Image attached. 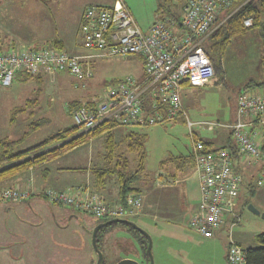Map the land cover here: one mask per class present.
<instances>
[{"label": "rangeland", "instance_id": "rangeland-1", "mask_svg": "<svg viewBox=\"0 0 264 264\" xmlns=\"http://www.w3.org/2000/svg\"><path fill=\"white\" fill-rule=\"evenodd\" d=\"M113 1L0 0V52L20 49L37 50L42 47H50L53 41H67L70 38H76L75 45L71 46L72 44H70L72 50L69 48H64V50L66 49L70 54L87 53L78 46L80 38L77 29L80 24V12L86 5H108ZM122 1L127 5L136 24L143 31L155 21L159 6H161L159 9L171 10L174 12V16L180 17L179 10L184 4V0ZM162 10L160 12L164 15L158 16L164 19L172 32L176 33L180 28L179 25L173 21L172 15L163 13ZM260 42L257 29H250L244 37L232 39L221 60V71L215 73L205 86L183 91L184 109L186 107L185 111L187 110V115L192 121L198 122L194 128H199L196 130L200 138L216 136L214 143L218 145L217 136L228 133L226 127L230 128L235 120L237 96L242 92L255 90L253 87L247 89L249 85L264 82V76L260 73ZM141 65V61L137 58L103 57L89 60L87 67L92 74L90 78L80 79L61 72L53 77L40 75L39 78L34 76L25 81L20 73L17 74L10 87L0 86V140L18 142L15 151L27 150L43 140L73 127L74 123L69 112L71 103L97 99L107 86L117 80L127 76L136 78L135 76L141 70ZM261 88L259 93L264 92V87ZM29 100L36 101L43 108V112L30 118L28 113L35 110V108H31L28 113L19 116L11 125L12 112L24 107ZM34 121L41 123V126L30 134L24 135L28 124ZM145 132L150 137L147 143L148 158L145 175L142 179L144 182L142 189L151 185L146 181L149 175L147 169L150 171L154 169V160L156 159L150 152L153 150L155 142L151 138L153 134L160 136H157V139L162 143L163 148L168 149L172 143H185L186 140L190 143L191 148L190 138L184 128L171 131L164 126H152L145 129ZM263 144V141L259 143L260 157L257 160H245L248 162L244 164L248 174L245 184L247 186L239 195L237 208L241 213L239 222L232 230L229 231L230 223H227L226 227L222 226L224 229L220 228L221 230L215 232L212 237L205 238L191 229L187 225V221L183 220L184 225L178 221H172L176 215H166L164 212L158 213L154 210L145 212V214L143 212L145 197L142 196L141 212L126 219L136 226V230H132L127 224L114 223L99 233L97 248L104 256L103 264H113L123 256L131 257L142 264H149L150 258L149 255H146L145 250L148 237L152 244L153 264H228L225 257L229 233H231L233 241L244 249L249 248L250 244L254 245L253 239L249 243L244 240L236 242L235 236L246 234L250 240L252 232H259L254 227V223L255 219L261 218L259 216L254 218L247 210V206L250 204L256 208L258 204L256 197L259 191H264V152L260 150ZM117 148L118 151L125 152L122 139H117ZM105 152V139L103 136H97L91 141L63 153L59 160L50 162V167L69 168L71 171L66 172L68 173L66 176L74 177L73 180L76 183L85 182L88 180L86 177L91 178L89 173L92 170L103 166ZM30 170L32 169L24 172ZM24 172L16 174L11 179L15 178L20 182V175ZM29 176L31 177V174ZM258 180L261 181V185L257 184ZM110 181L108 187L116 192V182ZM10 183L9 180L0 183V245L15 241L24 242L23 250L26 251V256L33 257L32 261L30 260L31 264H86L89 244L92 246L94 227L112 219L104 221L83 212L70 208L65 209L61 205L47 203L40 196L30 199L32 203L40 199L39 202L44 207L43 211L37 215L30 211L31 206L27 205L29 200L12 201L2 197V192L6 189H24L17 182L14 186H11ZM162 184L165 185L163 187H167L166 184ZM83 186L86 187V185ZM140 194H142L141 191ZM157 196H161L160 193L153 197ZM162 197L165 198V194ZM19 204L23 207L20 210V216L30 221L27 224L34 227L21 224V229L17 228L16 225H20V222L15 218L12 209ZM113 204H117V201ZM32 207L39 211L34 206ZM24 209L30 211L31 214H26ZM53 214H55L58 225L54 224ZM191 214L193 212H189L187 217H190ZM72 215L75 218L68 221ZM166 217H169L171 222L162 219ZM41 222L43 227L36 229L35 226L40 225ZM11 231L14 232L13 235L8 234ZM17 231L21 233H15ZM72 240L73 242H71ZM67 242L71 243L67 244ZM64 246L67 249H62ZM96 260L97 254L94 264H96Z\"/></svg>", "mask_w": 264, "mask_h": 264}, {"label": "built area", "instance_id": "built-area-1", "mask_svg": "<svg viewBox=\"0 0 264 264\" xmlns=\"http://www.w3.org/2000/svg\"><path fill=\"white\" fill-rule=\"evenodd\" d=\"M237 0H184L179 29L172 32L157 15L145 30L136 24L122 0L110 5H88L81 13L78 35L87 53L70 54L52 47L0 52V86L8 88L19 73L53 75L66 72L77 78H90L87 67L94 58H137L140 78L127 76L110 84L97 99L69 110L77 133L93 132L104 124L128 130L166 126L184 122L191 142V157L198 175L201 201L188 219V226L205 238L212 237L228 217L239 222L235 213L243 176L234 169L240 157L257 160L259 143L264 142V92H242L237 96L235 120L230 126L234 147L223 146L207 153L182 102L183 89L201 88L215 75L204 49L206 39L238 8ZM230 12L226 13L227 10ZM243 26L250 28L252 19ZM258 185L261 181L258 180ZM32 187L6 189L4 199L25 201L36 194ZM43 195L53 204L102 219H128L138 215L142 195H129L124 203L109 205L89 187L46 189ZM30 194V195H29ZM228 264H245L244 250L228 237Z\"/></svg>", "mask_w": 264, "mask_h": 264}, {"label": "trees", "instance_id": "trees-1", "mask_svg": "<svg viewBox=\"0 0 264 264\" xmlns=\"http://www.w3.org/2000/svg\"><path fill=\"white\" fill-rule=\"evenodd\" d=\"M243 2H245V4L238 8L206 39L204 49L213 65L215 73L220 72V63L230 41L234 38L244 37L250 29H257L261 39L260 73L264 76V0H237L231 9H235ZM160 7L161 6H159V8ZM159 8L157 15H164L160 12L162 9ZM231 9L227 10L226 13L230 12ZM162 12L172 15V18L174 19L173 21L179 25L180 17L174 16V12L171 10H162ZM245 18L252 19V26L250 28H245L243 26V20ZM50 47L62 49V43L55 41ZM22 75L25 81L34 77L33 75ZM35 77L39 78L40 76L35 75ZM250 87L260 89L261 87H264V82H259L257 85H249L247 89ZM86 102L71 103L69 105V110L76 109L82 106V103ZM35 103L36 101L29 100L26 102L24 107L14 110L10 118V124L13 125L19 116L28 113V111L34 107ZM34 116V112L29 114L30 118ZM40 126L41 123H37L35 121L30 122L24 135L30 134L31 132L37 130ZM114 128L115 126L113 124L107 123L93 132L78 134L77 128L73 126L43 140L41 143L27 150L21 151H15L18 142L2 139L0 140V183L10 180L20 172L40 167L48 162H51L63 153L72 150L87 141H91L97 136H103L106 147V152L103 156L104 164L102 167L92 170V186L96 190H102L106 187L108 182H111L110 180H114L117 186V201L124 203L129 195H140L141 188L144 185L142 179L146 170L145 144L147 142V136L140 133H127L123 140L125 152H121L118 151L117 148V138L114 133ZM202 142L207 153L215 152L217 150L212 149V145L209 142L204 140H202ZM225 146L228 148L230 147V149L234 147L231 137H229ZM260 150L261 152H264V144L261 146ZM171 159L174 160V158H170L163 163H166ZM190 160L192 161L191 157ZM163 163L161 164L163 165ZM42 193V191H39L36 194H31V196L25 201H28L32 197L40 196L51 203ZM235 213L237 214V211ZM102 220L105 221L107 219ZM114 223L116 222H113L110 225ZM107 226H103L97 231L96 244L98 242L97 238L99 233L104 231ZM128 226L132 228V230H136L135 227L130 225ZM253 243L254 247L247 249L243 248L245 264H264V232L255 235L253 237ZM145 247L147 255V245H145ZM227 251L228 245L226 249V256Z\"/></svg>", "mask_w": 264, "mask_h": 264}, {"label": "crops", "instance_id": "crops-1", "mask_svg": "<svg viewBox=\"0 0 264 264\" xmlns=\"http://www.w3.org/2000/svg\"><path fill=\"white\" fill-rule=\"evenodd\" d=\"M1 4H2V2H1ZM89 5H101V4H89ZM108 5H110V4H108ZM87 6L88 5H86L85 7H87ZM83 9L81 10L80 15H79V22H80V17H81V13H82ZM179 14L181 15V7L179 10ZM77 30H79V27ZM77 34H78V31H77ZM76 40H77L76 38H73V39L70 38L67 41L61 40V41H57V42L62 43V49L64 50V48L71 49L72 48L71 46L75 45ZM53 42H55V41H53ZM70 44H72V45L70 46ZM79 45L80 44H78V46ZM58 73H60V72H58ZM20 74L22 75V73H20ZM41 75L53 77V76L58 75V74L55 73L53 75H45V74H41ZM141 75H142V67H141V70L139 71V74L135 77L140 78ZM22 78H23V75H22ZM185 89H191V87H186L183 89V91ZM254 89H255L254 91H257V92L259 91V89H256V88H254ZM182 95H183V93H182ZM34 108H35V110H34L35 115H40L43 112V108L41 106H39L37 104V102L35 103L33 109ZM185 109H186V107H185ZM186 112H187V110H186ZM30 113H32V112H29L28 114H30ZM189 119H190V117H189ZM190 121L195 123L196 125H198L197 121H192L191 119H190ZM164 128H168L171 131H175L176 129L184 128V131L185 132L187 131L186 124L182 121L174 123V124L166 125V126H164ZM145 129H147V128H145ZM145 129L128 130V129H124V128L115 127L114 133L116 135V138L120 139V140L121 139L124 140V137L126 136V134L130 133V132L145 134L147 136V142L145 144V148H146L145 165H146L147 158H148L147 157V155H148V151H147L148 144L147 143L149 141L150 136L146 132L144 133ZM193 129L195 131L197 138L209 142L212 145V149H219V148L225 146L229 137H230V129H229V127H226V129L228 130V133H226L223 136H221V135L217 136L219 144L216 145L214 143V138L216 136L208 137V138L207 137L200 138L199 135L197 134V130H196L199 128L196 127ZM157 136L160 137L158 134H153V136L151 137L152 139L155 140V142L153 143V150L150 151L151 154L153 155V157H156V159L154 160V169H152V171L147 169L149 175L147 177L146 182L148 184H151V185L143 187L144 189L141 188L142 194H140V195L145 197L143 212L147 213L151 210H154V212H158V213L164 212V214L166 213V215H176V217H174L173 218L174 220H172V221H178L182 225L183 220L187 221V223H188V219H189V216L187 217L188 213L193 212L196 209L199 202L201 201V191L199 188L198 175L195 172L193 160L192 161L190 160V157H191L190 143L188 142V140H186L185 143L175 142V143H172L170 145V148L166 149V148H163V145L159 141V139H157ZM164 151H167V152L165 153ZM170 158H174V160L171 159V160L167 161L166 163H163ZM59 159H60V156L56 157L52 161L59 160ZM191 159H192V157H191ZM245 160L249 161V159L244 158V157H240L239 159H236L234 161L235 171L243 176V184H242L240 193L247 186L245 184H246V178H247L248 174L246 171V167H244L245 166L244 164L248 163V162ZM161 163H163V165ZM70 171L71 170L69 168H60V167H56V166L50 167V162H48V163H46L40 167H35L32 170L24 172L23 174H21L20 175V182L16 181L15 178H13L9 181H11V183H10L11 186H14V184L17 182L18 185L22 186L24 189L28 188V187L29 188L32 187V189L35 191H44V190L49 189V188L60 190V189H67V188H71V187H75V186L86 185L90 188V190L92 192L96 193L105 202L107 201V202L115 203L117 201V186H116V192L114 191V189H111L108 187L109 182L107 183V185L104 189L96 190L92 186V176H91L92 173L90 171H89L90 172L89 175L91 176V178L86 177V179H88V180H86L85 182H81V183L74 182V180H73L74 177L66 176V174H68L66 172H70ZM30 174H31V177L29 176ZM162 183L166 184L167 187H163L165 185H163ZM142 191L144 192V195H143ZM157 193H160L161 196H157L154 198L153 196L156 195ZM163 194H165V198L162 197ZM32 198H34V197H32ZM32 198H31V200H32ZM42 199H44V198H42ZM39 201H40V199H39ZM39 201L32 203L29 199V201L27 202V205L31 206L30 211L37 213V215L40 211H43L42 209H44L42 203ZM45 201L47 203H49L47 200H45ZM256 202L258 203L256 206L257 210H259L260 213L261 212L264 213V191H259V193L256 197ZM113 203H109V205H111ZM238 204H239V202H238ZM32 206H34L39 211H36ZM237 207H238V205H237ZM237 207H236L237 215L240 216L241 212L238 210ZM62 208H64V207H62ZM22 209H23V207L20 204L17 207L12 209L15 218L20 222V225H16L17 228L21 229V227H22L21 224L22 225L24 224L25 226L29 225V227H34L30 224H27V223H30V221H27L26 218H23L20 216V214H21L20 210H22ZM65 209H68V208L65 207ZM24 210H25L26 214L30 213V211H28L26 209H24ZM65 211H67V210H65ZM252 216L254 218H257L256 215H254V214H252ZM53 218L55 220L54 224L58 225V223L56 222L55 214H53ZM74 218H75V216L72 215L68 218V221H71ZM259 218H260V216H259ZM162 219L165 220L166 222H171L169 217H166L165 219L162 218ZM233 221H234V219H232V217H228V219L225 220V223L223 224V226L226 227L225 225H227V223H230V225H231ZM255 221L256 222L254 223V227L256 229H258L259 232H257V233L252 232V234H251L252 238L250 240H249V237H246V234H243V235L237 234L236 236L234 235L236 242L244 240V241L249 243L255 235H257L258 233L264 232V220H262V219L256 220L255 219ZM237 223H236V225H237ZM230 225L228 228L229 231L231 230ZM40 227H43L42 222L40 223V225L35 226L36 229H38ZM224 227H221V229H224ZM60 229H62V228L60 227ZM12 233H14V232L11 231V233H8V234L13 235ZM15 233L20 234L21 232L17 231ZM71 242H73V240ZM71 242H67V244H70ZM250 245L251 246L249 248L254 247V245H252V244H250ZM89 246H90V248L88 250V260H87L86 264H94L95 258H96V253L93 249V246H91L90 244H89ZM23 247H24V242H22V241L11 242L10 244H1L0 245V264H31L30 260L32 261L33 257L26 256V254H25L26 251L23 250L24 249ZM62 249H67V248L64 246V247H62Z\"/></svg>", "mask_w": 264, "mask_h": 264}, {"label": "water", "instance_id": "water-1", "mask_svg": "<svg viewBox=\"0 0 264 264\" xmlns=\"http://www.w3.org/2000/svg\"><path fill=\"white\" fill-rule=\"evenodd\" d=\"M247 210L256 215V216H260V218L262 220H264V214L260 213L259 210H257L254 206L252 205H248L247 206ZM113 222H116V223H123V224H127V225H130L132 227H135L136 226L131 223L130 221H127V220H121V219H112V220H108L107 222H104V223H100L98 224L92 231V246H93V249L94 251L96 252L97 254V261H96V264H101V261H102V253L98 250L97 248V245H96V241H95V235H96V232L99 228L103 227V226H107V225H110L111 223ZM146 235V234H145ZM148 237V236H147ZM151 240L150 238L148 237V244H147V253L149 255V258H150V264H153V261H152V254H151ZM117 264H138L136 261L134 260H130V259H125V260H122L120 262H118Z\"/></svg>", "mask_w": 264, "mask_h": 264}, {"label": "flooded vegetation", "instance_id": "flooded-vegetation-1", "mask_svg": "<svg viewBox=\"0 0 264 264\" xmlns=\"http://www.w3.org/2000/svg\"><path fill=\"white\" fill-rule=\"evenodd\" d=\"M96 227V226H95ZM94 227V228H95ZM100 229V228H99ZM98 229V230H99ZM97 230V231H98ZM97 233V232H96ZM95 241H96V235H95ZM97 245V244H96ZM96 253V252H95ZM147 255H148V253H147ZM125 259H130V260H134V261H136L135 259H133V258H131V257H127V256H123V257H120V258H118L116 261H114V263L113 264H117L118 262H120V261H122V260H125ZM97 261V260H96ZM103 262H104V256L102 255V261H101V264H103ZM138 264H142L140 261H136ZM149 264H150V262H149Z\"/></svg>", "mask_w": 264, "mask_h": 264}]
</instances>
